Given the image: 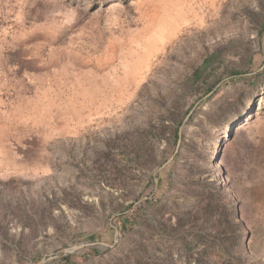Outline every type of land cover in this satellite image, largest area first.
<instances>
[{
  "label": "rangeland",
  "instance_id": "rangeland-1",
  "mask_svg": "<svg viewBox=\"0 0 264 264\" xmlns=\"http://www.w3.org/2000/svg\"><path fill=\"white\" fill-rule=\"evenodd\" d=\"M112 218L49 264H264V0H0V264Z\"/></svg>",
  "mask_w": 264,
  "mask_h": 264
},
{
  "label": "water",
  "instance_id": "water-1",
  "mask_svg": "<svg viewBox=\"0 0 264 264\" xmlns=\"http://www.w3.org/2000/svg\"><path fill=\"white\" fill-rule=\"evenodd\" d=\"M193 110L190 112V114L187 116V118L185 119L184 124L188 121V119L190 118L191 114H192ZM183 126L181 127L180 131L182 130ZM180 144V141L178 142V145ZM174 158V156L171 157L170 160H168V162H166L161 169L165 168ZM159 181V177L156 175L155 176V182L156 184ZM148 199V196L143 197L139 202L136 203V205H140L142 202L146 201ZM114 218V217H113ZM113 218L111 220V227L115 233V239H114V243L113 244H108L106 242H98V241H84L75 245H71L57 253H53V254H48L45 255L40 261H38L36 264H48L49 262L53 261V260H57L66 256H70L72 254L77 253L78 251L85 249V248H94V249H98L99 247H105V248H114L118 243H119V239H120V233L117 229V226L114 224L113 222Z\"/></svg>",
  "mask_w": 264,
  "mask_h": 264
},
{
  "label": "trees",
  "instance_id": "trees-1",
  "mask_svg": "<svg viewBox=\"0 0 264 264\" xmlns=\"http://www.w3.org/2000/svg\"><path fill=\"white\" fill-rule=\"evenodd\" d=\"M213 65V56H210L209 58L205 59V61L203 62V64L201 65V67H199L198 69H196L194 71V73L192 74L190 81L192 83V85H197L198 83H200L202 80H204L205 74L208 70L211 69ZM236 78V77H235ZM215 87V86H214ZM211 87L208 90V94L211 93L215 88ZM210 97H207V99H209ZM197 111V110H196ZM195 115H192L190 117V119L188 120V122L192 121L194 119ZM184 120H180L179 122H173V126H174V130L172 131V136H173V145H178V142L181 141L182 139V130L180 131L181 127L183 126ZM152 135H155V132H151ZM132 206H130L129 209H131ZM124 217V216H123ZM120 231L124 230V226H122L120 229ZM109 233L111 235H114V231L112 229V227L109 228ZM93 254L97 255V250H93ZM67 258H63L62 260H66ZM49 264V263H48Z\"/></svg>",
  "mask_w": 264,
  "mask_h": 264
}]
</instances>
